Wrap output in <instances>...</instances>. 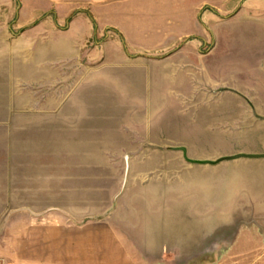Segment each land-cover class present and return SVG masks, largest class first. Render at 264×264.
Segmentation results:
<instances>
[{
	"label": "rangeland",
	"instance_id": "obj_1",
	"mask_svg": "<svg viewBox=\"0 0 264 264\" xmlns=\"http://www.w3.org/2000/svg\"><path fill=\"white\" fill-rule=\"evenodd\" d=\"M262 3L0 0V264L46 203L119 222L142 264H264ZM25 110L99 117L37 146ZM31 158L76 159L75 196L22 197Z\"/></svg>",
	"mask_w": 264,
	"mask_h": 264
},
{
	"label": "crops",
	"instance_id": "obj_2",
	"mask_svg": "<svg viewBox=\"0 0 264 264\" xmlns=\"http://www.w3.org/2000/svg\"><path fill=\"white\" fill-rule=\"evenodd\" d=\"M262 5L264 6V0ZM238 74L234 72L233 75ZM259 75V73H258ZM236 88L240 85L233 84ZM264 91V89H263ZM24 117L38 118L27 122V128L35 130L29 141L37 144L69 143L67 148L78 142V132L88 129L94 124L93 118L99 116L77 115L70 111H22ZM91 119V120H89ZM104 124V123H103ZM90 125V126H89ZM103 126V125H102ZM25 127V126H24ZM25 127V128H26ZM45 130V136L40 135ZM50 143V144H51ZM53 147V146H52ZM60 149L62 146L59 147ZM107 148L104 146L95 147ZM46 149V147H45ZM29 165L39 167L31 171L23 182L22 197L61 199L75 196L74 185L78 180L77 160L61 158L30 159ZM25 164V163H24ZM53 167L49 173L41 167ZM64 167V168H63ZM47 171V170H46ZM31 178V179H30ZM23 215H39L38 220L28 217L24 223L21 238L16 253H12L9 264H142L143 254L133 249L132 242L122 231L119 222L97 216L93 213H78L58 209L55 204L46 203L45 208L23 206L20 211ZM132 244V245H131Z\"/></svg>",
	"mask_w": 264,
	"mask_h": 264
}]
</instances>
